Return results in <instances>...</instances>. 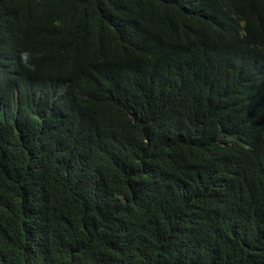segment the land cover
<instances>
[{
    "label": "trees",
    "instance_id": "obj_1",
    "mask_svg": "<svg viewBox=\"0 0 264 264\" xmlns=\"http://www.w3.org/2000/svg\"><path fill=\"white\" fill-rule=\"evenodd\" d=\"M0 264H264V0H0Z\"/></svg>",
    "mask_w": 264,
    "mask_h": 264
}]
</instances>
